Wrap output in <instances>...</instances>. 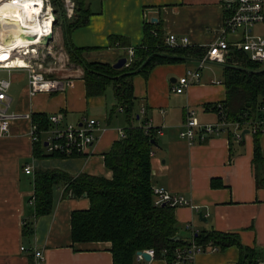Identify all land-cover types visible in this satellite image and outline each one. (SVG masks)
Segmentation results:
<instances>
[{
    "label": "crops",
    "instance_id": "obj_1",
    "mask_svg": "<svg viewBox=\"0 0 264 264\" xmlns=\"http://www.w3.org/2000/svg\"><path fill=\"white\" fill-rule=\"evenodd\" d=\"M80 1L90 15L85 26L70 32V42L76 48L90 49L83 53L86 61L110 65L122 57L128 60V49L141 45L146 23L157 25L165 38L176 36L177 43L181 37L188 39L186 46L176 48L203 55L220 37L226 16L223 0ZM74 3L73 18L77 0ZM62 22L57 32L56 26L49 45L54 53L61 54L62 62L54 65L53 59L48 58L43 72L47 77L70 81V85L60 93L30 95L24 72L0 70V79L10 82L7 112L20 117L38 114L44 118L56 114L63 123L72 125L94 119L99 129L87 151L71 158L36 159L29 139L31 119H14L9 131L0 134V264H31L32 250L42 251L43 264H113L111 243H74L71 239V213L87 210V198L67 197L64 185L58 184L53 189L52 211L44 216L35 215L34 172L58 170L70 177L86 174L111 179L112 172L106 168L103 156L120 139L118 131L146 122L151 123L155 132L152 155L149 154L151 188L181 195L190 202L189 206L173 210L179 240L189 243L194 232L211 230L234 234L242 246L254 250L255 264H264V133L254 137L243 129L244 134L238 139L233 129L228 128L192 145L179 137L184 116L190 109L196 111L201 124L217 121V106L226 100L225 66L205 64L197 81L191 82L181 94L174 93L172 88L185 71L198 67L202 55L195 53L174 63L159 64L145 76L134 74L131 77L134 105L128 120L115 109L111 85L102 96H86L84 71L70 62ZM250 36H264V21L252 27ZM111 37L124 38V46L111 45ZM240 38L241 32L227 35L229 42ZM207 65L220 66L221 75H215ZM250 114L254 118L256 110ZM255 138L261 153V161L257 163L253 161ZM25 166L32 168V174L24 172ZM22 247L26 251H21ZM132 264L168 263L153 257L149 261L139 260L135 255ZM190 264L246 263L240 262L239 250L232 246L198 253Z\"/></svg>",
    "mask_w": 264,
    "mask_h": 264
},
{
    "label": "trees",
    "instance_id": "obj_2",
    "mask_svg": "<svg viewBox=\"0 0 264 264\" xmlns=\"http://www.w3.org/2000/svg\"><path fill=\"white\" fill-rule=\"evenodd\" d=\"M57 2L58 0H54L53 6L57 7ZM77 3L75 18L62 22L66 36L64 47L70 62L83 68L86 96H102L111 85L116 100L115 109H121L128 120L134 105L131 83L134 74L145 76L154 66L174 63L184 56L198 54L188 49L168 47L157 25L146 23L141 45L133 48L132 61L123 68L117 70L108 63L88 62L83 58V53L90 49L76 48L69 39L70 32L85 26L90 15L89 10L82 6V1L77 0ZM123 40L122 37H111L110 44L124 46ZM242 54L237 51L230 53L227 64L224 65L226 100L220 105L231 121L248 119L251 117L250 113L264 104V66L251 62ZM198 55L201 56L202 53ZM252 107L255 108L251 109ZM31 122L36 125L38 131L47 130L50 125L48 118L38 114L31 116ZM154 133L152 129L145 133L142 126L124 129V137L115 142L103 156L106 168L112 172L111 179L86 174L70 177L58 170L36 169L32 196L35 215L44 216L52 211L53 189L56 185L63 184L67 197H85L89 200L87 210L71 213L72 241L111 243L113 264H132L136 253L145 250H152L153 258L164 259L168 264H173L175 250L189 247L191 241L203 248L209 245L216 251L235 246L239 250L240 262L255 264L254 250L242 246L234 234L211 230L194 232L189 243L181 239L172 241L178 235L174 208L168 205H153L149 154L155 144ZM33 145L36 159L77 156L45 154L43 142ZM253 154L254 163L260 162L261 153L257 138L254 141Z\"/></svg>",
    "mask_w": 264,
    "mask_h": 264
},
{
    "label": "built area",
    "instance_id": "obj_3",
    "mask_svg": "<svg viewBox=\"0 0 264 264\" xmlns=\"http://www.w3.org/2000/svg\"><path fill=\"white\" fill-rule=\"evenodd\" d=\"M56 2V1H55ZM54 0H0L1 6H11L18 10L25 11L31 9L36 10L34 17L37 22L43 18L49 17L51 27L48 31L43 28L40 32H28L26 26L16 23L14 29L25 37H32L33 40L20 39L21 43L13 46L8 44L9 25L6 19L0 17V70H17L24 72L27 76V84L30 89V95L36 93H60L70 85V81L61 78L47 77L44 72V63L48 58L53 59V64L56 65L62 62L61 54L54 53L50 48V43L47 46L40 45L42 37L55 33V28L59 24L58 14L61 15V20H71L75 14L74 0H58L57 7L53 6ZM226 16L220 33V37L211 43L205 54L198 62V67L195 70H187L179 77L177 84L172 88V91L181 94L184 89L199 78L200 69L207 63H215L226 65L229 54L234 51H240L247 55V58L254 63L264 65V36L252 37L250 31L258 23L264 21V0H223ZM24 22H29L28 18L23 17ZM2 27V28H1ZM44 27V26H43ZM241 32L239 41L229 42L228 34ZM4 34V35H3ZM165 44L168 47L186 46L188 39L181 37L179 43L174 35H169L165 38ZM134 50L128 49L127 63L132 61ZM22 60L24 64L18 65L16 62ZM50 71V70H49ZM10 87L8 80L0 79V134H5L9 131L10 123L14 119L27 118L7 112L8 98L7 91ZM122 112L121 109H119ZM144 108L140 109V114L143 115ZM49 127L47 130L38 131L35 124L31 122L29 129V139L32 144L37 142L47 143L45 150L47 153H59L64 156L80 155L94 143V132L99 129V123L94 119H83L80 124L72 125L63 123L58 115L54 114L48 118ZM145 133H148L153 127L150 122L142 125ZM228 128H232L236 138L241 139L244 132L254 136L264 133V104L259 105L256 109L254 118L249 117L242 121H231L228 119L221 105L217 106V121L215 123L201 124L198 122L195 110H188L184 116L182 130L179 132L180 139L192 145L197 141H205L208 137L217 136ZM120 139L124 137V131H118ZM152 155V153H150ZM26 174H32L30 166L24 167ZM153 196V205L155 207L168 205L171 208L189 206L190 202L181 195H173L161 188H151ZM26 251L24 247L20 249ZM216 251L215 248L207 245L201 247L195 245L193 241L189 247L177 248L175 250V260L173 264H190L193 257L204 251ZM150 257H153L152 250L143 251ZM32 263L43 264L44 255L40 250L31 251ZM139 260L142 256L136 255Z\"/></svg>",
    "mask_w": 264,
    "mask_h": 264
},
{
    "label": "bare ground",
    "instance_id": "obj_4",
    "mask_svg": "<svg viewBox=\"0 0 264 264\" xmlns=\"http://www.w3.org/2000/svg\"><path fill=\"white\" fill-rule=\"evenodd\" d=\"M36 12H37L36 10L32 12L31 9H26L25 11L18 10L11 6L0 7V17L6 19L9 25L7 29V31L9 30L7 35V38L9 39L8 41L9 45L16 46L21 43V40L18 38V34H17L18 32H15L14 29L16 23L26 26L28 32L30 33L38 30L42 32L43 28H45L46 31L50 29L51 21L49 17L43 18L42 21L37 22L36 18L34 17ZM23 17L28 18L29 22H24ZM16 64L22 66L24 62L22 60H18Z\"/></svg>",
    "mask_w": 264,
    "mask_h": 264
},
{
    "label": "water",
    "instance_id": "obj_5",
    "mask_svg": "<svg viewBox=\"0 0 264 264\" xmlns=\"http://www.w3.org/2000/svg\"><path fill=\"white\" fill-rule=\"evenodd\" d=\"M19 38H20V39L33 40L32 37H25L23 34H20V35H19ZM8 40H9V39H8ZM52 40H53V37H52V34H50V35H47V36L42 37L41 40H40V42H39V44H40V45H43V46H47V45L49 44V42H52ZM125 64H126V58L122 57V58H120L118 61H116V63H114V64L112 65V67H113L114 69H117V70H118V69L123 68V67L125 66ZM248 106H249V105H247V107H248ZM245 132H248V131L246 130ZM46 144H47V143H44V146H46ZM163 206H164V205H163ZM198 215L201 216V213H199ZM172 241H173V242H177V241H179V237H175V238H173ZM136 255H140V256H142V258H143L145 261H149V260L151 259V257H150L147 253H145V252H143V251H139V252H137Z\"/></svg>",
    "mask_w": 264,
    "mask_h": 264
},
{
    "label": "rangeland",
    "instance_id": "obj_6",
    "mask_svg": "<svg viewBox=\"0 0 264 264\" xmlns=\"http://www.w3.org/2000/svg\"><path fill=\"white\" fill-rule=\"evenodd\" d=\"M58 19H59V24L57 25L58 27L56 28V32L58 31V29L60 30L59 28V25H60V22H61V15L58 14ZM208 68H210V70H212L213 72H215V75H221V71H222V68L220 66H214V65H207ZM255 107H252L251 109H253ZM125 117V116H124ZM229 119V118H228ZM230 120V119H229ZM128 120L126 119V123H129V121L127 122ZM127 127V126H126ZM125 127V128H126ZM65 194V193H64Z\"/></svg>",
    "mask_w": 264,
    "mask_h": 264
}]
</instances>
